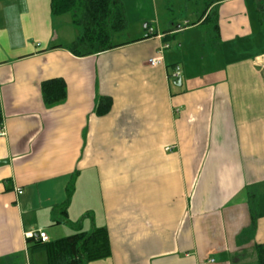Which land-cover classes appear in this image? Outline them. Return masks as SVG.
Returning <instances> with one entry per match:
<instances>
[{"label":"crops","instance_id":"obj_1","mask_svg":"<svg viewBox=\"0 0 264 264\" xmlns=\"http://www.w3.org/2000/svg\"><path fill=\"white\" fill-rule=\"evenodd\" d=\"M258 2L219 1L203 38L194 36L203 25L196 20L161 21L155 0L135 37L77 56L67 49L70 16L53 15L51 0H0V264H47L44 252L28 251L27 237L43 231L54 240L95 226L106 227L111 253L87 264H258ZM163 43L162 61L149 64ZM176 65L179 84L169 78ZM54 78L66 95L47 105L41 83ZM102 97L112 105L99 115Z\"/></svg>","mask_w":264,"mask_h":264},{"label":"trees","instance_id":"obj_2","mask_svg":"<svg viewBox=\"0 0 264 264\" xmlns=\"http://www.w3.org/2000/svg\"><path fill=\"white\" fill-rule=\"evenodd\" d=\"M201 0H194L197 4ZM204 7L196 22L206 24L208 29L216 26L215 8L221 0H203ZM166 9L170 5L163 0ZM53 15L67 13L75 28L74 39L67 49L77 56H86L105 51L126 43L122 40L123 32L128 21L123 0H51ZM257 10L261 25H264V0H259ZM177 21L171 19L170 27ZM148 36V35H147ZM43 101L51 105L65 98L66 85L61 78L48 79L41 83ZM112 105L109 97H102L97 105L99 115L107 113ZM1 125V113H0ZM259 187L248 190V208L251 223L254 224L257 209ZM30 253L42 251L46 255L47 264H87L90 261L106 258L110 255V244L105 226H95L92 230H79L72 234L54 239L41 241L38 234L26 238ZM258 264H264V243L256 246Z\"/></svg>","mask_w":264,"mask_h":264},{"label":"rangeland","instance_id":"obj_3","mask_svg":"<svg viewBox=\"0 0 264 264\" xmlns=\"http://www.w3.org/2000/svg\"><path fill=\"white\" fill-rule=\"evenodd\" d=\"M125 2L126 13H127V21L128 25L125 31L123 32L122 40H129L135 35H137L138 31L141 30L145 21L140 22V17H147V13H152L155 8V0H123ZM158 3L157 13L161 21L166 22L171 19H177V21L182 24L183 20L189 21L192 23L196 20L200 12L204 7V1L201 0L197 4L194 3V0H166L170 5L175 1L173 7L169 10L164 7L163 0H156ZM154 17V14H153ZM57 25H59V21H57ZM154 25V24H153ZM150 32H151V28ZM208 26L202 25V27L197 28L194 36L195 37H208ZM180 36H187V33ZM175 47V43L171 45V50ZM73 211H76V206L73 208ZM75 215V214H73ZM72 222L71 220L69 221Z\"/></svg>","mask_w":264,"mask_h":264},{"label":"built area","instance_id":"obj_4","mask_svg":"<svg viewBox=\"0 0 264 264\" xmlns=\"http://www.w3.org/2000/svg\"><path fill=\"white\" fill-rule=\"evenodd\" d=\"M152 34V29H151V32H150V29H149V33L148 35H151ZM169 47V44L168 43H163L160 48H159V54L155 57H152V58H149L148 59V63L151 64V65H155L157 63H160L162 61V56L160 55V52H162L163 49ZM180 73H181V68L180 66L176 65L173 70L171 71V73L169 74V78L170 79H173L176 81V79L178 77H180ZM5 132L3 130V128L0 127V137L4 136ZM18 193H21V190L18 189ZM38 234V237L40 238L41 241H47L48 240V237L46 235L45 232L43 231H39L37 232Z\"/></svg>","mask_w":264,"mask_h":264},{"label":"water","instance_id":"obj_5","mask_svg":"<svg viewBox=\"0 0 264 264\" xmlns=\"http://www.w3.org/2000/svg\"><path fill=\"white\" fill-rule=\"evenodd\" d=\"M176 81H177V83L179 84V83H180V77H178V78L176 79Z\"/></svg>","mask_w":264,"mask_h":264}]
</instances>
